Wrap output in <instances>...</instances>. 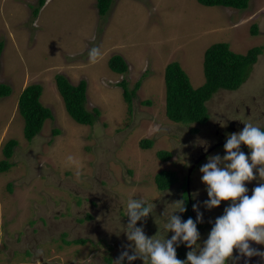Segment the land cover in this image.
Returning a JSON list of instances; mask_svg holds the SVG:
<instances>
[{
	"label": "rangeland",
	"instance_id": "374dc122",
	"mask_svg": "<svg viewBox=\"0 0 264 264\" xmlns=\"http://www.w3.org/2000/svg\"><path fill=\"white\" fill-rule=\"evenodd\" d=\"M36 2L0 0V84L11 88L0 99V161L4 144L18 143L12 168L0 173V264H112L128 243L117 239L124 222L115 214L125 205L123 195L132 192L122 184L126 172L140 185L137 195L151 197L144 188L159 164L183 177L189 151L197 152L201 140L214 141L216 123L240 97L245 95L251 111L264 107V0H250L245 10L205 7L197 0H113L104 17L96 0H47L32 20ZM215 43L228 44L236 54L255 47L263 53L238 92L219 91L206 103L209 124L191 136L165 115L164 70L177 62L192 87H200L204 53ZM93 46L102 52L95 63L88 58ZM114 55L127 63L126 74L109 69ZM58 74L72 85L86 82L85 107L100 113L92 127L67 114L55 86ZM123 79L129 89L140 81L131 113L118 86ZM31 84L42 86L40 101L52 118L27 142L17 105L23 86ZM232 114L226 121L237 119ZM144 139L153 142L151 149H141ZM158 151L171 153L170 160L159 161ZM78 239L85 242L77 245ZM249 264L264 260L254 256Z\"/></svg>",
	"mask_w": 264,
	"mask_h": 264
},
{
	"label": "clouds",
	"instance_id": "9594fccd",
	"mask_svg": "<svg viewBox=\"0 0 264 264\" xmlns=\"http://www.w3.org/2000/svg\"><path fill=\"white\" fill-rule=\"evenodd\" d=\"M101 56L97 46L88 50L91 63L97 62ZM243 125L239 132L227 135L223 156H207L206 163L199 168L207 195L203 207L211 210L228 202L222 215L211 222L202 244L199 243L201 234L197 227L203 219L200 203L192 205L195 219L182 220L176 213H184L186 205L183 200L175 202L172 214L163 222L164 235L149 237L143 224L137 226V222L152 214L155 205L143 198H131L126 205L127 224L122 227L119 221L117 231L122 230L129 243L123 246L124 250L112 264H133L137 259L142 264H229V261L249 264L254 256L264 260V250L250 243L264 245V128L251 122ZM200 144L207 151V141L201 140ZM242 145L249 150L247 153L241 150ZM67 160L70 164L75 163L71 156ZM257 178L260 182L249 195L247 183ZM169 232L172 235L167 237ZM181 244L190 249L183 260L176 255Z\"/></svg>",
	"mask_w": 264,
	"mask_h": 264
},
{
	"label": "trees",
	"instance_id": "16d2710c",
	"mask_svg": "<svg viewBox=\"0 0 264 264\" xmlns=\"http://www.w3.org/2000/svg\"><path fill=\"white\" fill-rule=\"evenodd\" d=\"M250 0H197L205 7L220 6L237 10L248 8ZM47 0H37L33 7L31 18L35 20ZM113 0H96L97 13L104 17L110 11ZM252 34H257V27L254 25ZM3 42L0 41V56L3 51ZM263 53L262 47H255L245 54L232 52L226 43H215L211 45L203 56L204 83L193 88L188 75L177 62H172L164 70L165 86V115L168 120L177 124H204L209 118L206 103L220 90L235 91L240 88L248 79L251 70L256 64L258 57ZM109 69L117 74L124 75L128 71L125 60L114 55L108 60ZM55 86L60 95L67 114L77 124L92 127L98 120L100 113L94 108L88 111L86 105V82L80 81L72 85L68 78L62 74L55 76ZM122 89L124 102L127 104V112L131 113L133 99L136 97L140 87L138 81L133 89H129L125 79L118 83ZM42 86L31 84L26 86L18 100L17 111L24 119L23 136L27 142L32 141L42 130L44 123L52 118L49 109L42 105ZM11 88L6 84H0V99L10 96ZM149 105V102H145ZM56 135L58 131H54ZM141 149H151L153 142L144 139L140 141ZM18 143L15 140L6 142L2 148L3 160L0 161V173L9 171L15 148ZM160 160L166 161L169 154L158 152ZM85 240L75 241L83 244Z\"/></svg>",
	"mask_w": 264,
	"mask_h": 264
},
{
	"label": "flooded vegetation",
	"instance_id": "af4514ba",
	"mask_svg": "<svg viewBox=\"0 0 264 264\" xmlns=\"http://www.w3.org/2000/svg\"><path fill=\"white\" fill-rule=\"evenodd\" d=\"M220 91L235 93L238 92V89L235 91H228V90H220ZM243 96L244 97H240V99H238L236 102L233 103L232 106L233 108L231 107L232 109L228 113V115L224 116L225 119L223 121L220 120L219 122L216 123L215 131L213 134L214 141H207L208 143L207 151H205L204 147L201 145L197 147V152L192 153L191 151H189L188 154L189 161H188V165H186L185 167L187 168L186 169L187 172L186 174H183V177H180L179 174L174 170H170L167 167H162V166L160 167L159 164L157 171L153 175L152 179L148 182L149 184L147 185V187L144 188L146 190H150L152 192V195L151 197L143 198V197H139L135 191L136 187L140 188V185L139 186L134 185L133 181L130 178L132 172L130 171L126 172L127 178L126 176H123L125 179H127V181H124L122 184H125L130 189H132V192L127 194L128 196L123 195L124 196L123 203L125 204L124 206H122L123 208H126L127 201L131 198H136V199L143 198L149 203L153 202V204L155 205L152 214L146 217L143 221L137 222V226L143 224L147 236L148 234H150L151 236H154L156 234L158 236L164 235V233L162 232L163 222L168 218V216L172 214V211L175 207L172 204H174L177 201L183 200L187 210L182 214L181 213H176V214L181 215L182 220H186L188 217H192L193 219H195L196 213L193 211L192 205L193 203H200L199 211L203 213V219L202 222L197 226L201 234V240L199 241V243L202 244V241L207 238V234L212 226L211 222H214L216 217L222 215L223 209L228 202H222L220 206L211 210H206L203 207L202 202L207 199V195H206L205 186L201 183V174L199 172L200 166L206 163L207 156L214 155L215 153L223 156L224 154L223 145L225 143L227 135L231 133L239 132L243 128L244 123L251 122L264 128V107L260 108L258 107L259 104H257L254 106V109L251 111L250 108L247 107V104L243 103L245 95ZM232 112L235 113V115L238 114L236 116L237 119H230L229 121H226L228 118L234 116ZM241 112H244L243 113L244 116L241 115ZM208 121L209 118L206 123L197 124V125L196 124L184 125L173 122L172 123L174 124V126L176 125L177 127L190 130L189 132L191 136H193V135H199L200 127L204 125L205 126L208 125L209 124ZM220 123L222 125L224 123L225 126L222 127ZM142 150H149V149H142ZM241 150L246 153L249 151L243 145L241 146ZM158 152H165L166 154H169V158L166 161H169L172 156V154L167 151H158ZM157 153H156V158H158ZM158 160L160 161L159 158ZM166 161L161 160V162L163 163ZM258 181L259 179L257 178L256 180L247 183V187L249 188V193H251V189L258 183ZM124 199L126 203L124 202ZM123 208L118 209L119 211H116L115 214L123 218V222H124L123 226H125L127 224L128 218L126 216V210L125 212L122 211ZM114 225L117 226V223L115 222ZM171 235L172 233L169 232L167 234V237H170ZM117 237L118 240L122 237L123 240H126V236L123 231H120ZM80 240L82 239H78L75 241H80ZM106 243H107L106 241L103 242V244L106 245V248L110 250H113L115 248L113 242L110 244H106ZM77 245H82V244H77ZM189 250L190 249H187L184 245L181 244L176 250L177 258L181 260L185 259L186 252ZM129 252L131 253V250ZM133 264H142V261L140 259H137L136 261L133 262Z\"/></svg>",
	"mask_w": 264,
	"mask_h": 264
},
{
	"label": "crops",
	"instance_id": "0c3cea01",
	"mask_svg": "<svg viewBox=\"0 0 264 264\" xmlns=\"http://www.w3.org/2000/svg\"><path fill=\"white\" fill-rule=\"evenodd\" d=\"M49 1V0H48ZM26 86H23V89L25 88Z\"/></svg>",
	"mask_w": 264,
	"mask_h": 264
}]
</instances>
